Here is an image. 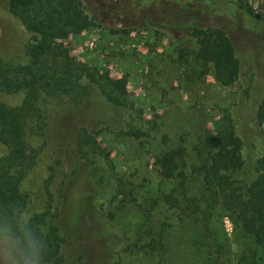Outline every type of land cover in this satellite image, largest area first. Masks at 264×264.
<instances>
[{
    "label": "rangeland",
    "instance_id": "374dc122",
    "mask_svg": "<svg viewBox=\"0 0 264 264\" xmlns=\"http://www.w3.org/2000/svg\"><path fill=\"white\" fill-rule=\"evenodd\" d=\"M83 1L97 26L64 42L70 57L112 80H126L136 109L158 129L134 139L119 135L116 127L101 128L96 142L102 154L88 161L50 136L24 183L31 198L27 211L31 216L43 211L44 181L54 165L51 192L66 241L64 264H237L253 241L230 212L200 202L204 188L196 148L230 116L243 142V165L231 174L233 187L244 192L258 175L257 161L264 155L256 125L264 99V0L258 20L259 0ZM195 28L226 32L240 62L234 86L224 88L205 74L196 60ZM31 37L11 15L8 1L0 0V56L26 64ZM22 100L21 93L0 94L10 107ZM65 120L64 127L72 128V119ZM36 144L42 146V140ZM178 147L184 149L178 161L183 186L180 179L162 178L157 164L162 153ZM5 154L0 143V156Z\"/></svg>",
    "mask_w": 264,
    "mask_h": 264
},
{
    "label": "trees",
    "instance_id": "16d2710c",
    "mask_svg": "<svg viewBox=\"0 0 264 264\" xmlns=\"http://www.w3.org/2000/svg\"><path fill=\"white\" fill-rule=\"evenodd\" d=\"M7 1L11 15L32 37L25 46L26 64L0 56V94H23L16 107L0 101V143L6 149L0 156V217L16 209L27 210L31 198L24 183L38 166L51 137L62 147L76 149L77 155L88 161L102 154L96 142L101 128L116 127L119 135L134 139L151 136L158 129L136 109L126 80H112L106 72L70 57L64 42L97 26L83 0ZM248 10L252 12L250 6ZM192 36L197 37L196 60L205 74H211L224 88L234 86L240 76V62L226 32L195 28ZM67 116L74 123L69 129L64 127ZM256 125L264 139V99L256 110ZM38 140L42 146L36 144ZM242 150L243 142L236 136L230 116L221 131L204 134L196 148V171L204 188L200 202L207 205L211 201L210 208L230 212L241 231L252 239L253 248L237 264H264V155L257 161L256 179L244 192H237L231 174L242 168ZM183 157L182 147L162 153L157 163L161 177L180 179L183 186L185 175L178 164ZM48 172L45 206L32 215V223L46 242L45 264H64L66 241L58 227L59 204L51 192L56 167H48ZM166 200L175 202L172 196Z\"/></svg>",
    "mask_w": 264,
    "mask_h": 264
},
{
    "label": "clouds",
    "instance_id": "9594fccd",
    "mask_svg": "<svg viewBox=\"0 0 264 264\" xmlns=\"http://www.w3.org/2000/svg\"><path fill=\"white\" fill-rule=\"evenodd\" d=\"M46 242L31 213L16 209L0 217V264H45Z\"/></svg>",
    "mask_w": 264,
    "mask_h": 264
},
{
    "label": "water",
    "instance_id": "95a60500",
    "mask_svg": "<svg viewBox=\"0 0 264 264\" xmlns=\"http://www.w3.org/2000/svg\"><path fill=\"white\" fill-rule=\"evenodd\" d=\"M251 6H253L252 3H251ZM259 10H260V4L258 3L257 8L255 9V12H258ZM257 19H259V15H257Z\"/></svg>",
    "mask_w": 264,
    "mask_h": 264
},
{
    "label": "flooded vegetation",
    "instance_id": "af4514ba",
    "mask_svg": "<svg viewBox=\"0 0 264 264\" xmlns=\"http://www.w3.org/2000/svg\"><path fill=\"white\" fill-rule=\"evenodd\" d=\"M258 3L261 4V1L259 0ZM257 5H258V4H257ZM249 6L252 8L251 5H249ZM257 15H259L258 12H255V14H254L255 19H257ZM259 18H260V16H259ZM257 20H258V19H257Z\"/></svg>",
    "mask_w": 264,
    "mask_h": 264
}]
</instances>
